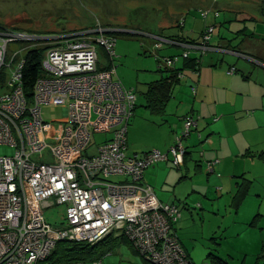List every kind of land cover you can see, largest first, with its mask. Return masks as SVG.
I'll list each match as a JSON object with an SVG mask.
<instances>
[{
	"label": "built area",
	"instance_id": "obj_1",
	"mask_svg": "<svg viewBox=\"0 0 264 264\" xmlns=\"http://www.w3.org/2000/svg\"><path fill=\"white\" fill-rule=\"evenodd\" d=\"M210 13L218 16L217 10L200 9L202 18ZM213 28L206 26L199 42L183 43L188 49L181 56L188 58L192 49L200 54L224 51L210 45ZM105 32L98 28L52 40L0 29V145L14 148L11 155L0 156V264H52L47 258L57 242L93 245L109 235L125 238L143 264H192L173 227L179 210L159 201L143 182V174L162 161L181 167L183 140L197 120L185 117L180 134L166 151L126 154L136 94L114 76L115 39ZM18 40H35L31 48L61 43L44 51L43 70L30 98L21 81L25 57L14 52L7 58L8 43ZM162 40L154 47L159 48ZM98 49L110 63L103 70L97 68ZM173 62L166 57L161 67L170 69ZM233 71L231 67L227 73ZM42 106L61 107L62 122L43 121ZM92 133L110 135L95 154L83 155ZM44 152L52 162L46 161ZM214 162L207 163V169ZM112 176L120 177V182L108 180ZM54 204L65 206L61 229H54L44 216V208ZM110 255L111 251L90 262L63 264H120L105 263Z\"/></svg>",
	"mask_w": 264,
	"mask_h": 264
},
{
	"label": "crops",
	"instance_id": "obj_2",
	"mask_svg": "<svg viewBox=\"0 0 264 264\" xmlns=\"http://www.w3.org/2000/svg\"><path fill=\"white\" fill-rule=\"evenodd\" d=\"M112 1L114 6L111 4L107 6L109 9L103 8L106 14L118 13L120 9L128 5V1ZM240 1L243 3L242 7L233 0H155L156 6L151 8V11L143 12L138 8L125 10L130 14V28L114 27L108 22L105 23L107 25L104 29L106 32L118 31L143 35L142 37L148 39L144 45L151 47L148 50L156 60L157 74H151V80H142V84L136 87L125 86L115 74L114 76L123 87L134 90L136 103L138 97L134 111L136 106H142L150 114L159 117V120L169 125L166 136L163 138L164 144L160 147H148L130 152L126 134V152L135 154L152 149L166 151L180 134L183 119L190 115L197 120L196 125L191 128L188 136L183 140L185 154L182 166L174 168L168 162L156 163L145 169L143 182L152 187L159 201H168L175 205L180 217V211L184 208L196 209V205L199 204V208L205 211V207L212 208L214 203L223 201V206L226 207V215L223 217H234L236 224H244L247 228H251L255 221L258 226L264 222V209L261 208L264 204V38L259 36L254 38L256 35L247 34L252 35L253 40L263 43L257 47L258 41L250 42V38L243 37L238 40L239 36L244 34L242 30H238L230 40L224 37L217 38L214 45L221 46V49L225 47L224 51L211 49L208 51H214V53L208 55L204 53V56H201L199 52L196 53L197 50L192 49L189 59H194L197 64V70H195V68L186 67L187 61H184L181 53L188 49V46L185 47L181 42H199L202 25L206 23L207 18L202 20L200 29L195 31L188 29L185 15L181 17L184 20V26L179 25L181 12L178 11L185 9L191 16L194 15V11L199 13L197 10L200 11L201 8L202 10L218 9L222 13L239 14L241 13L239 11H242L244 16L248 17L247 10L253 7L252 9L264 15V0H259L256 5H253L250 0ZM95 3L100 6L97 0ZM139 12L144 18L138 23L136 16L133 15ZM148 14H152L150 20H156L153 28H149L146 24V22H152L149 21ZM153 14L159 15L157 17L160 18L152 17ZM210 15L213 16L211 13ZM196 16L199 15L196 14ZM198 19L200 20V17ZM214 20V16L209 19L211 22ZM223 23L224 21L219 23V19L215 21L217 35L219 26ZM123 29L127 30L123 31ZM238 32L240 34H237ZM222 34L229 37L225 28ZM160 39H164L162 45L155 48L154 44ZM98 55V63L100 64V58H103L105 64V66L100 64V67L107 68L110 63L104 52L100 51ZM166 57L174 61L170 69L174 67L182 71L180 77L177 76L178 82L172 87L171 96L162 109H158L155 104L148 106L145 93L148 84L169 74L170 70L161 67V61ZM253 64L263 68L260 79L253 78L251 74ZM113 65H115L114 60ZM231 67H235L234 71L228 74L227 71ZM131 129L133 131L134 126ZM106 138L108 139L109 136ZM199 152L202 157L199 156ZM215 160L217 162L207 169L206 164ZM201 175L207 181L203 186L199 183V179L194 180L197 183L192 181L193 176ZM210 182L213 184L212 187L209 186ZM244 201H252L253 205L241 212L240 208L244 205ZM178 222L177 220L176 224Z\"/></svg>",
	"mask_w": 264,
	"mask_h": 264
},
{
	"label": "rangeland",
	"instance_id": "obj_3",
	"mask_svg": "<svg viewBox=\"0 0 264 264\" xmlns=\"http://www.w3.org/2000/svg\"><path fill=\"white\" fill-rule=\"evenodd\" d=\"M97 1L100 3V6L95 3V0H0V29L22 31L26 34L37 36L38 38L49 37L52 40L59 38L65 39L74 33L85 30L103 29L107 25L105 23L108 22L114 27L130 28L129 24L131 21L129 20L130 14L128 12L130 9L138 8L144 12L145 10L151 11V8L156 6L155 0H124L128 1V5L120 9L118 13H107L110 14L108 16L103 11V8L109 9L107 6H111L113 1ZM250 1L253 5H256L257 2L259 3V0ZM233 2H236L240 7L243 6L240 0H233ZM244 6L247 7L245 4ZM252 8L250 7L247 10L248 17H245L242 11H239L241 12L239 14L234 12L222 13V11L214 8L218 11V16L214 17V22H211L209 19L213 16L209 14L206 23L202 25L201 32L208 25L214 26L210 38L211 46H216L214 44H216L217 38L220 39V37L230 40L238 30H242V33H244L239 36L238 40L244 37L247 39L250 38V42L256 43L258 40H253L252 35L247 34L252 33L256 35L254 38H258V36L264 38V15ZM126 9H128L127 12H125ZM178 11L181 12L179 18L184 17V15L187 17L186 23L188 21V29L191 28L195 31L200 29L202 20L205 18L201 17L199 10H197L199 13L194 11L193 16L187 14L185 9ZM196 14L199 15L200 20ZM151 15H147L149 21H152L150 20ZM133 16H136L138 23L141 22L140 19L144 18L140 12ZM157 16L153 14L152 17L160 18ZM218 19L219 23L223 21L224 23L219 26V34L217 35L215 21ZM146 24L149 28H153L156 25V20L151 23L146 22ZM183 24L184 20L182 19ZM224 28L229 37L222 34ZM104 34H111L116 39L114 44L115 76L125 86L136 87L142 84V80H151V74H157L156 60L154 59V55L149 51L151 47L144 45V42L148 40L147 38L142 37L143 35L138 36L129 32L113 31L105 32ZM237 34H240V32ZM37 41L39 43L41 42L39 40ZM34 42L35 40H18L8 43L7 58H10L14 52H18L17 57L19 58L25 57L26 53L31 49V46L35 44ZM257 43V47L263 44L261 41ZM56 44L57 41L45 42L42 44V47L49 48ZM100 51L98 49L99 54ZM191 52L190 50L188 51L189 54ZM204 53L201 56H204ZM206 53L208 55L214 53V51H207ZM100 64H104L103 58H100ZM251 67H253L251 71L253 78L260 79L263 68L255 64ZM139 102H141V99H139ZM40 113L43 121L55 125L62 122L64 116L63 109L54 106H42ZM133 113V116L130 117L129 126L127 127L128 151H140L143 148L162 146L164 144L163 138L166 136L165 134L168 131L169 125L159 120V117L150 114L142 106H136ZM133 126L134 130L132 131L131 127ZM109 135V133H92L89 143L82 154H95L97 147ZM13 152L14 148L0 145V156H9ZM126 154L129 155L128 152ZM199 156L202 157L200 152ZM44 157L47 162H52L48 152H44ZM203 175L193 176L192 181L195 182L194 180L199 179V183L203 186L207 182L203 178ZM120 179L118 176L108 178L112 182H120ZM211 185L213 184L210 182L209 186L212 187ZM165 202L168 203V201ZM252 205V201H244V205L240 208V211L244 212L249 207H252ZM196 206V209L184 208V210L180 211L181 217L178 218L179 222L173 225L183 249L185 248L187 250V252L184 250L187 259H191L193 264H213V256H217L223 258L222 260H225L227 264H264V222L258 226V223L255 221L251 228H247L244 224H236L234 217H223L226 215V207L224 208L223 201L214 203L212 208L205 207V211L199 208V204ZM261 208L264 209V204L261 205ZM261 208L260 210H262ZM64 210V205L56 204L44 208V216L54 229L64 227L65 221L62 217ZM234 213V210H232V214ZM209 254H212V256H209ZM104 262L143 264L141 257L132 251V248L125 238H123V241L119 240L118 244L111 249V255L105 257Z\"/></svg>",
	"mask_w": 264,
	"mask_h": 264
},
{
	"label": "trees",
	"instance_id": "obj_4",
	"mask_svg": "<svg viewBox=\"0 0 264 264\" xmlns=\"http://www.w3.org/2000/svg\"><path fill=\"white\" fill-rule=\"evenodd\" d=\"M179 25L182 26V18L179 20ZM181 43L189 44L193 42L187 41ZM42 44L43 43H40V46L37 48H31L25 55L24 65L21 70V81L23 92L27 98L32 96L34 83L43 70L41 61L44 51L47 47H42ZM60 44V42H57L56 45L51 47L59 46ZM214 47L222 48L221 46L217 45ZM224 48L225 47H223V49ZM184 61H187L186 67L195 68V70H197V64H195L194 59H189L188 57L184 58ZM97 68L101 70L106 69H102L99 63L97 64ZM167 70H170V72L166 77L148 84V89L145 93L148 106H154L155 104L158 109H162L165 102L171 96L172 87L178 82L177 76L182 70L174 69V67ZM119 240L123 241V238L121 237L120 239H116L112 238L111 236H107L100 242L93 245L82 244L78 242L60 241L56 243L54 250L47 258V261L51 262L52 264H63L66 262L76 261L90 262L103 257L107 252L111 251V249L118 244ZM212 263L227 264L226 261L217 259L215 257H213Z\"/></svg>",
	"mask_w": 264,
	"mask_h": 264
},
{
	"label": "bare ground",
	"instance_id": "obj_5",
	"mask_svg": "<svg viewBox=\"0 0 264 264\" xmlns=\"http://www.w3.org/2000/svg\"><path fill=\"white\" fill-rule=\"evenodd\" d=\"M110 236V235H109Z\"/></svg>",
	"mask_w": 264,
	"mask_h": 264
}]
</instances>
